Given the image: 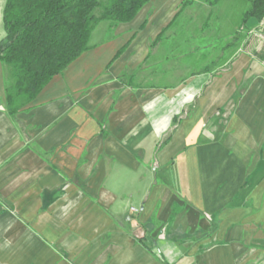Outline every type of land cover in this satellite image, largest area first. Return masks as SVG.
<instances>
[{
	"label": "crops",
	"instance_id": "0c3cea01",
	"mask_svg": "<svg viewBox=\"0 0 264 264\" xmlns=\"http://www.w3.org/2000/svg\"><path fill=\"white\" fill-rule=\"evenodd\" d=\"M183 1L98 24L13 120L0 64V264H264V21L183 82L118 81Z\"/></svg>",
	"mask_w": 264,
	"mask_h": 264
},
{
	"label": "trees",
	"instance_id": "16d2710c",
	"mask_svg": "<svg viewBox=\"0 0 264 264\" xmlns=\"http://www.w3.org/2000/svg\"><path fill=\"white\" fill-rule=\"evenodd\" d=\"M150 0H5L2 23L5 36L0 41V64L3 73L6 113L10 119L30 104L53 77L61 74L80 55L88 51L92 32L101 22H108L110 33L117 25L130 22ZM220 0H184L168 26L149 44V54L133 72L124 71L120 84L128 87L160 88L156 78L173 77L186 68L176 58L159 57L149 65L153 50L178 16L195 5L215 7ZM264 21V0H248L238 32L225 48H235L249 32ZM254 23V25H252ZM173 46L163 49L173 53ZM125 50L114 56L115 60ZM159 60V61H158ZM162 68L158 71V65ZM207 68L187 73L185 81ZM186 74V73H185ZM175 122V120H174Z\"/></svg>",
	"mask_w": 264,
	"mask_h": 264
},
{
	"label": "rangeland",
	"instance_id": "374dc122",
	"mask_svg": "<svg viewBox=\"0 0 264 264\" xmlns=\"http://www.w3.org/2000/svg\"><path fill=\"white\" fill-rule=\"evenodd\" d=\"M248 0H220L210 8L195 5L185 9L172 24L162 39L161 46L150 62L161 58H176L186 68L183 73L211 70L223 64L234 52L225 48L231 43L234 32H238L242 14ZM173 46V53L163 48ZM170 77L161 79L162 84L172 83Z\"/></svg>",
	"mask_w": 264,
	"mask_h": 264
}]
</instances>
